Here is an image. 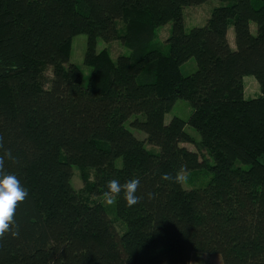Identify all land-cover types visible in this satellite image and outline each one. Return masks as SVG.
<instances>
[{"label": "trees", "instance_id": "trees-1", "mask_svg": "<svg viewBox=\"0 0 264 264\" xmlns=\"http://www.w3.org/2000/svg\"><path fill=\"white\" fill-rule=\"evenodd\" d=\"M205 1L0 0V155L11 151L4 170L28 193L14 216L18 235L0 239V264H190L193 252L264 264V0H219L226 5L203 27L185 32L183 9ZM168 23L164 54L156 31ZM78 34L91 68L85 86L69 63ZM98 39L131 53L114 61ZM191 58L197 70L183 76ZM245 76L257 98L244 97ZM178 99L192 108L188 120L165 124ZM181 168L195 179L205 169L208 180L186 190L179 178L160 179ZM136 178L139 203L116 197L126 229L118 234L96 199L106 182Z\"/></svg>", "mask_w": 264, "mask_h": 264}, {"label": "rangeland", "instance_id": "rangeland-1", "mask_svg": "<svg viewBox=\"0 0 264 264\" xmlns=\"http://www.w3.org/2000/svg\"><path fill=\"white\" fill-rule=\"evenodd\" d=\"M259 3H260L259 0H252V6L255 8L259 6ZM225 5L226 3L221 2L219 0H206L204 3L200 5L185 7L182 11L184 31L188 32L194 27H203L206 24L208 18L210 17L213 9L221 7V6H225ZM117 27H118L119 34L121 35L123 33L122 24L118 22ZM250 29H251L252 34L255 35L256 33L255 24L251 23ZM170 33H171V23H168L165 26L158 28L156 31L155 44L157 47L161 48L164 54L168 53V46L165 40L169 37ZM229 33L232 36V38L229 36L230 45L234 47L232 28L229 29ZM85 47H86V35L78 34L72 38L69 63L76 65L81 70L83 74V83H82L83 86L87 84V80L91 73V68L84 65L83 63ZM103 49H106L109 52L112 60L114 61L119 56H129L131 53V51L127 47L121 44L120 40L104 42L103 40L98 39L96 43V50L101 51ZM196 70H197V66L193 58L187 60L185 63H183L180 66V72L183 76H189L193 74ZM48 74L50 75L49 71H48ZM242 83L245 89L244 97L246 99H254L260 95L259 86L256 80L254 79V77L245 76L242 79ZM191 112H192V108L190 104L184 100L178 99L173 104L171 110L165 115L164 123L167 124L174 117H177L186 122ZM139 118L143 119L141 115ZM124 125L132 134L135 135L136 138H138L139 140L145 139L144 133L134 130L133 128L129 126V121L126 122ZM184 130L186 131L187 134H189L195 140V142L200 141L199 135L188 125L185 126ZM145 146L148 150L154 149L156 152H158L157 148L151 147L148 144H146ZM182 146L186 147L190 151H194V152L196 151L194 144H182ZM203 153L204 152H201L200 154L206 156V154H203ZM116 164L119 166L120 165L119 161H117ZM238 166L244 169L248 168V166H245L241 164L240 162H237L235 164V167H238ZM205 171H206L205 169H203V171H200V174L198 175V177H200L201 179L200 178L195 179L196 177H192L191 175H189V173H182L179 176V179L182 182V187L186 190L201 187L202 184L207 182L208 177H209V174L206 175ZM72 172H73V175H72L70 184L73 189L80 190L82 187V182H81V179L79 176L80 173L77 167L74 166L72 168ZM96 201L102 203L105 206L107 216L112 222L116 232L118 234H123L126 230L125 224L120 222L116 216L115 203L112 205H107L106 203H104V197L96 199ZM190 264H222V263H221V259L219 255L193 252L190 255Z\"/></svg>", "mask_w": 264, "mask_h": 264}, {"label": "clouds", "instance_id": "clouds-1", "mask_svg": "<svg viewBox=\"0 0 264 264\" xmlns=\"http://www.w3.org/2000/svg\"><path fill=\"white\" fill-rule=\"evenodd\" d=\"M2 140V138H0ZM2 147V145H0ZM5 158L14 159L11 151H5L0 155V239L6 233H11L12 237L18 235V230H13L15 226V212L17 206L27 197V190L22 187L19 179L15 174H10L4 170ZM186 169L181 168L176 175L172 173H163L160 177L162 181L177 182L181 173H185ZM139 178L130 179L123 184L120 181L113 179L106 182L104 188L106 191L102 192L104 203L112 205L116 201V197L123 193V199L129 207L140 202L141 197L136 195L139 187ZM149 198L154 196L153 193L148 194Z\"/></svg>", "mask_w": 264, "mask_h": 264}, {"label": "crops", "instance_id": "crops-1", "mask_svg": "<svg viewBox=\"0 0 264 264\" xmlns=\"http://www.w3.org/2000/svg\"><path fill=\"white\" fill-rule=\"evenodd\" d=\"M230 29V28H229ZM229 29H228V31H227V39H228V42H229V44H230V41H229V36L232 38V36L230 35V33H229ZM231 46V45H230ZM231 48H233L232 46H231ZM244 94H245V89H244Z\"/></svg>", "mask_w": 264, "mask_h": 264}]
</instances>
